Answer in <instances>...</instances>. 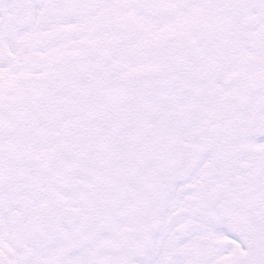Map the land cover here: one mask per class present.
I'll use <instances>...</instances> for the list:
<instances>
[{
    "label": "snow or ice",
    "instance_id": "obj_1",
    "mask_svg": "<svg viewBox=\"0 0 264 264\" xmlns=\"http://www.w3.org/2000/svg\"><path fill=\"white\" fill-rule=\"evenodd\" d=\"M0 264H264V0H0Z\"/></svg>",
    "mask_w": 264,
    "mask_h": 264
}]
</instances>
